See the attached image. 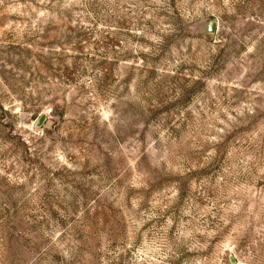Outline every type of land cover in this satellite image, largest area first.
Segmentation results:
<instances>
[{
  "label": "rangeland",
  "instance_id": "1",
  "mask_svg": "<svg viewBox=\"0 0 264 264\" xmlns=\"http://www.w3.org/2000/svg\"><path fill=\"white\" fill-rule=\"evenodd\" d=\"M0 264H264V0H0Z\"/></svg>",
  "mask_w": 264,
  "mask_h": 264
},
{
  "label": "water",
  "instance_id": "2",
  "mask_svg": "<svg viewBox=\"0 0 264 264\" xmlns=\"http://www.w3.org/2000/svg\"><path fill=\"white\" fill-rule=\"evenodd\" d=\"M208 29L210 32L214 33L217 29V22L216 21H211L209 24H208ZM46 120V114L43 113L41 115V117L36 121V125L37 126H42L44 124Z\"/></svg>",
  "mask_w": 264,
  "mask_h": 264
}]
</instances>
